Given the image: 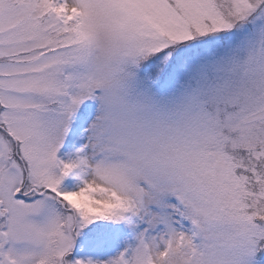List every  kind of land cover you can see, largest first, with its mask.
Here are the masks:
<instances>
[{"label":"snow or ice","instance_id":"obj_1","mask_svg":"<svg viewBox=\"0 0 264 264\" xmlns=\"http://www.w3.org/2000/svg\"><path fill=\"white\" fill-rule=\"evenodd\" d=\"M0 264H264V0H0Z\"/></svg>","mask_w":264,"mask_h":264}]
</instances>
